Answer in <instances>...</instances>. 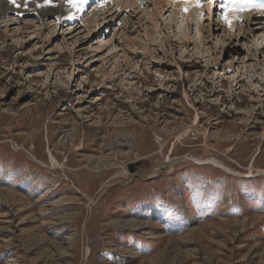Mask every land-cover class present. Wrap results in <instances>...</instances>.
<instances>
[{
  "label": "rangeland",
  "instance_id": "obj_1",
  "mask_svg": "<svg viewBox=\"0 0 264 264\" xmlns=\"http://www.w3.org/2000/svg\"><path fill=\"white\" fill-rule=\"evenodd\" d=\"M178 1L0 0V264H264V0Z\"/></svg>",
  "mask_w": 264,
  "mask_h": 264
},
{
  "label": "bare ground",
  "instance_id": "obj_2",
  "mask_svg": "<svg viewBox=\"0 0 264 264\" xmlns=\"http://www.w3.org/2000/svg\"><path fill=\"white\" fill-rule=\"evenodd\" d=\"M170 1V0H169ZM174 1H176V0H174ZM178 1V0H177ZM180 1V0H179ZM178 1V2H179ZM183 2L180 4V3H177V6H178V4H179V8L181 7V5H182V7H186V9L188 10V12L190 13V14H194V10H195V5H194V3H193V1L191 2V1H189L188 2V0H182ZM164 2V1H163ZM172 2V1H171ZM170 2V3H171ZM83 3V2H82ZM118 3H121V1H119ZM117 3V4H118ZM167 3V2H166ZM195 3H197V2H195ZM121 6V5H120ZM63 7V6H62ZM60 8V7H59ZM50 9V8H49ZM55 9H57V10H59L58 8H55ZM178 9V8H177ZM48 10V9H47ZM197 10V9H196ZM201 11V10H200ZM52 12V11H51ZM43 13H46L45 12V10H42V14ZM192 14V15H193ZM40 15V14H39ZM220 17V16H219ZM40 18V17H39ZM189 19V18H188ZM238 19V18H237ZM70 136V135H69ZM49 157L52 159V154L49 152ZM196 160H198V161H200V159H198V158H195ZM206 161L208 162V161H210V162H214V163H216L217 165H221V163L219 162V161H217V160H214V159H212V160H208V159H206ZM168 167L167 168H169V167H171L172 166V164H170V165H167Z\"/></svg>",
  "mask_w": 264,
  "mask_h": 264
},
{
  "label": "snow or ice",
  "instance_id": "obj_3",
  "mask_svg": "<svg viewBox=\"0 0 264 264\" xmlns=\"http://www.w3.org/2000/svg\"><path fill=\"white\" fill-rule=\"evenodd\" d=\"M10 2H11L12 4L16 5L17 7H19V5L16 4V0H10ZM46 2L50 4V3H51V0H46ZM68 2H69L70 4H72L73 6H75L76 3H77V0H68ZM230 7H232V8H235V7H236V0H232V3H231V5H230ZM225 20L227 21V16H225Z\"/></svg>",
  "mask_w": 264,
  "mask_h": 264
},
{
  "label": "water",
  "instance_id": "obj_4",
  "mask_svg": "<svg viewBox=\"0 0 264 264\" xmlns=\"http://www.w3.org/2000/svg\"><path fill=\"white\" fill-rule=\"evenodd\" d=\"M129 169H130V171H134L135 167H132V165L129 164Z\"/></svg>",
  "mask_w": 264,
  "mask_h": 264
}]
</instances>
